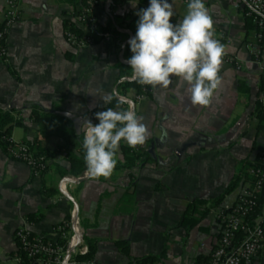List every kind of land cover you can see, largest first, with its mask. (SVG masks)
Wrapping results in <instances>:
<instances>
[{
  "label": "crops",
  "instance_id": "0c3cea01",
  "mask_svg": "<svg viewBox=\"0 0 264 264\" xmlns=\"http://www.w3.org/2000/svg\"><path fill=\"white\" fill-rule=\"evenodd\" d=\"M7 1L0 0V21ZM129 2L122 5L136 4V13L143 9ZM169 2L172 22L178 24L187 5L183 0ZM204 3L213 19V38L225 46L226 54L237 56L244 69L237 72L222 61V83L207 106H193L188 85L176 77L167 89L150 86L151 97L135 108L149 130L148 162L114 168L107 178L93 179L86 172L76 178L68 174L66 152L56 153L65 142L51 137L41 150L47 157L56 153L51 158H60L34 177L29 166L9 159L0 146V264H14L18 227L30 222L35 235L57 240L55 226L73 210L85 241H97L92 258L96 264H132L162 253L165 258L159 264H196L210 254L220 232L218 211L236 202L244 181L231 203L228 194L191 230L179 223L189 204L223 195L244 162H252L264 150V122L257 115L262 78L245 48V43L255 42L254 23L239 0ZM20 7L7 41L8 59L0 61V112L12 111L21 123L12 128L13 139L30 143L38 131L32 120L35 106L85 118L110 104L129 35L125 33V44L120 45L108 31H122L126 20L135 32L139 17H112L100 9L96 44L74 50L64 34L74 9L69 0H20ZM82 124L75 123L79 134ZM115 158L116 165L124 161L119 147ZM43 187L53 194H42ZM39 215L37 222L28 219ZM119 241L128 243L127 252L116 244ZM250 264H264V254Z\"/></svg>",
  "mask_w": 264,
  "mask_h": 264
},
{
  "label": "built area",
  "instance_id": "2783aa9c",
  "mask_svg": "<svg viewBox=\"0 0 264 264\" xmlns=\"http://www.w3.org/2000/svg\"><path fill=\"white\" fill-rule=\"evenodd\" d=\"M84 1V3H78L70 14L71 24L80 32L67 28L64 33L68 46L74 50H81L96 44L101 28L100 9L112 17L125 19L136 13V9L131 4L116 7L113 0ZM127 1H135L143 9L150 4V0ZM239 1L256 29L255 42L245 43V48L262 78L260 102L264 107V0ZM189 2L190 0H183L186 5ZM20 15V0H8L0 21V61L8 59V37ZM122 31L129 35L127 42L135 36L127 27L122 28ZM121 60L127 63L123 57ZM222 61L237 72H242L244 69L243 62L235 55L224 53ZM129 80L132 79L129 77ZM148 91L149 89L145 88L141 94H134L132 97L118 95L128 104L124 111L134 109L135 113L136 106L148 99ZM100 111H91L85 120H91L94 125L98 124L99 121L95 114ZM1 140L7 143L5 153L7 157L29 166L34 177L42 176L54 161L60 158L39 157L27 143L15 141L12 135L3 136ZM132 150L145 152L147 144L138 145ZM217 220L220 232L215 246L205 260L196 264H250L264 254V150L252 161L248 177L244 180L236 202L230 207L219 210ZM29 225L30 222H27L15 231L17 248L12 256L15 264H96L93 259H81L89 254L90 249L77 221L76 210H73L69 218L55 226L54 233L57 240L35 235Z\"/></svg>",
  "mask_w": 264,
  "mask_h": 264
},
{
  "label": "clouds",
  "instance_id": "9594fccd",
  "mask_svg": "<svg viewBox=\"0 0 264 264\" xmlns=\"http://www.w3.org/2000/svg\"><path fill=\"white\" fill-rule=\"evenodd\" d=\"M136 14L137 31L128 41L130 78L141 85L167 89L176 77L188 85L193 106L209 105L222 83L219 73L225 46L213 38V19L204 0H190L178 24L172 22L174 11L169 0H150L149 6ZM105 102H109L107 98ZM95 115L98 124L86 120L80 128L86 174L93 179L107 178L116 166L121 140L132 148L142 146L149 130L132 110L107 108Z\"/></svg>",
  "mask_w": 264,
  "mask_h": 264
},
{
  "label": "trees",
  "instance_id": "16d2710c",
  "mask_svg": "<svg viewBox=\"0 0 264 264\" xmlns=\"http://www.w3.org/2000/svg\"><path fill=\"white\" fill-rule=\"evenodd\" d=\"M127 0H113V3L116 7L121 6ZM70 4L73 7H76L78 3H84V0H69ZM127 27L132 29L133 23H128L126 20L123 21ZM68 28L73 31L80 32L79 29L75 28L72 24H69ZM133 30V29H132ZM134 32V30H133ZM112 36V39L118 42L120 45L125 44V40L127 34L123 33L122 31H118V29H114L113 31H108ZM136 34V31L134 32ZM124 58L129 59L132 55L130 45L125 44L124 49ZM120 70V79L116 90V95L112 98L110 104L106 108H101V111L106 110L107 108H119L121 110H126L128 104L126 100L120 99L118 94L120 95H127L129 91H132L133 94L138 95L141 94L145 88H148L149 91L147 93V97H151V87L150 85H141L137 81L129 80L131 77V68L128 63L120 62L119 65ZM258 118L264 122V107L260 102V105L257 109ZM32 120L38 126V131L35 139L27 143L31 149L35 152V154L39 157H47V154L41 150L42 143L51 138V137H59L61 138L65 144L61 147L56 153L59 152H66L67 157L69 158L70 162V169L68 174L79 178L83 175L87 170V165L85 162V154L86 150L83 147V133H77L75 128V121L66 117L63 113L59 111L52 110L47 111L39 106H35L32 112ZM21 124L16 117L14 116L12 111L7 112H0V146L3 151L6 153L7 150V143L3 142L1 139L3 136H11L12 128L15 125ZM119 148L122 152L124 161L123 163L117 164L115 168H127L131 169L137 165H142L148 162L151 159L150 154L147 151L145 152H136L129 147L124 140H121L119 144ZM53 154L52 156L56 155ZM48 156V157H52ZM144 158V159H143ZM252 165V162L245 161L243 167L239 171V174L233 179V181L228 186L225 193L213 200H203L197 199L194 200L191 204L186 207L185 213L179 223L180 227H184L186 230H191L195 227L201 219L212 209L220 206L225 196L234 192L248 177L249 168ZM102 178V177H100ZM41 193L45 195H52L53 191L46 189L43 187L41 189ZM198 214L196 217L195 215ZM42 218L41 215L39 216H30L28 217L29 221L37 222ZM87 244L89 245L90 252L89 254L81 259H92L94 254L96 253V240L86 239ZM116 244L124 251H128V243L127 242H116ZM165 258V253H162L157 256H147L135 261V264H159ZM206 257L201 258L198 262L205 260ZM197 262V263H198Z\"/></svg>",
  "mask_w": 264,
  "mask_h": 264
},
{
  "label": "water",
  "instance_id": "95a60500",
  "mask_svg": "<svg viewBox=\"0 0 264 264\" xmlns=\"http://www.w3.org/2000/svg\"><path fill=\"white\" fill-rule=\"evenodd\" d=\"M133 111H134V109H133ZM64 115H65L66 117H68V118L74 120L75 123H83L84 121H86L84 117H76V116H74V115L69 116V115H67V113L64 114ZM80 181H82V180H80Z\"/></svg>",
  "mask_w": 264,
  "mask_h": 264
},
{
  "label": "rangeland",
  "instance_id": "374dc122",
  "mask_svg": "<svg viewBox=\"0 0 264 264\" xmlns=\"http://www.w3.org/2000/svg\"><path fill=\"white\" fill-rule=\"evenodd\" d=\"M237 191L233 192L232 194H230L229 198L227 197V202L231 203L232 200L234 199V197L236 196ZM14 263V262H13ZM15 264V263H14Z\"/></svg>",
  "mask_w": 264,
  "mask_h": 264
}]
</instances>
